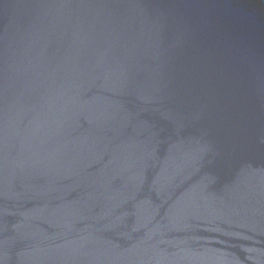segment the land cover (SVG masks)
Instances as JSON below:
<instances>
[{
    "label": "water",
    "instance_id": "1",
    "mask_svg": "<svg viewBox=\"0 0 264 264\" xmlns=\"http://www.w3.org/2000/svg\"><path fill=\"white\" fill-rule=\"evenodd\" d=\"M0 264H264V0H0Z\"/></svg>",
    "mask_w": 264,
    "mask_h": 264
}]
</instances>
